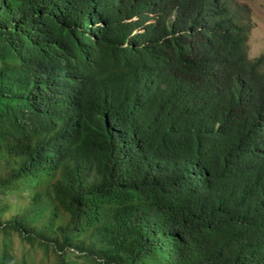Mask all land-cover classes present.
Masks as SVG:
<instances>
[{
  "label": "trees",
  "instance_id": "obj_1",
  "mask_svg": "<svg viewBox=\"0 0 264 264\" xmlns=\"http://www.w3.org/2000/svg\"><path fill=\"white\" fill-rule=\"evenodd\" d=\"M248 17L235 0H0V264H264ZM29 41L68 64L62 101L25 79Z\"/></svg>",
  "mask_w": 264,
  "mask_h": 264
},
{
  "label": "clouds",
  "instance_id": "obj_2",
  "mask_svg": "<svg viewBox=\"0 0 264 264\" xmlns=\"http://www.w3.org/2000/svg\"><path fill=\"white\" fill-rule=\"evenodd\" d=\"M24 57L26 59L25 79L31 81L39 89H55L59 92V99L62 101L59 79L66 71L68 64L43 56L39 45L31 41H29V49ZM1 66L2 63L0 61ZM67 122V115L63 113L55 118L54 124L58 129H64L67 126Z\"/></svg>",
  "mask_w": 264,
  "mask_h": 264
},
{
  "label": "rangeland",
  "instance_id": "obj_3",
  "mask_svg": "<svg viewBox=\"0 0 264 264\" xmlns=\"http://www.w3.org/2000/svg\"><path fill=\"white\" fill-rule=\"evenodd\" d=\"M239 4H244L248 10V20L251 22V28L247 35L246 50L250 59L256 58L260 55H264V0H235ZM246 15V14H245ZM14 198V197H13ZM18 236H15L16 247L18 246ZM39 250L35 253L38 257L41 255ZM72 252L68 259L71 264H81L84 262L83 258H80L81 253ZM74 254H77L75 256Z\"/></svg>",
  "mask_w": 264,
  "mask_h": 264
},
{
  "label": "bare ground",
  "instance_id": "obj_4",
  "mask_svg": "<svg viewBox=\"0 0 264 264\" xmlns=\"http://www.w3.org/2000/svg\"><path fill=\"white\" fill-rule=\"evenodd\" d=\"M147 150H148V148H147Z\"/></svg>",
  "mask_w": 264,
  "mask_h": 264
}]
</instances>
